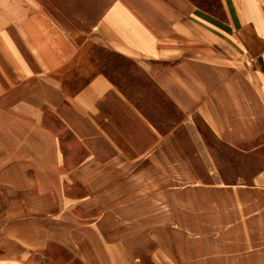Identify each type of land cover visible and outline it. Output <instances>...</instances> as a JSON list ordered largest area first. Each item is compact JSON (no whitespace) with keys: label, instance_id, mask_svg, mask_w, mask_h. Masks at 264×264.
I'll return each mask as SVG.
<instances>
[{"label":"rangeland","instance_id":"obj_1","mask_svg":"<svg viewBox=\"0 0 264 264\" xmlns=\"http://www.w3.org/2000/svg\"><path fill=\"white\" fill-rule=\"evenodd\" d=\"M116 1H10L35 17L33 25L12 34L18 49L11 50L6 17L0 15V264H117L119 252L121 264H231L210 257L211 250L218 251L214 217L221 216L212 201L224 199L227 184L246 181L262 164L264 128L252 144L228 146L203 119L196 100L205 97L196 90L227 85L248 90L240 55L221 44L216 50L187 44L180 56L151 67L152 58L129 55L105 27V12ZM126 2L161 28L170 12L181 18L199 9L224 19L219 0ZM5 12L6 0H0V13ZM50 26L64 42L60 56L68 42L77 55L62 67L63 94L100 73L113 86L101 106L106 121L90 144H76L66 131L55 130L51 114L40 119L14 102L20 82L9 73L10 65L18 68L12 57L20 54L33 69L40 51L35 41L40 32L43 41L50 40ZM41 52L49 62L50 51ZM214 56L218 65L209 59ZM35 83L27 74L20 85L30 93ZM251 110L264 120L256 105ZM225 111L218 107L224 124ZM46 128L70 142L60 145L72 158L65 162L71 169L65 176L53 161L23 159L43 157ZM40 227L44 231L37 234ZM24 236L26 247L19 243ZM32 243L43 248L36 251Z\"/></svg>","mask_w":264,"mask_h":264},{"label":"crops","instance_id":"obj_2","mask_svg":"<svg viewBox=\"0 0 264 264\" xmlns=\"http://www.w3.org/2000/svg\"><path fill=\"white\" fill-rule=\"evenodd\" d=\"M10 1L14 2V0H6V12L0 15L6 17L4 21L6 48L11 50L18 49L12 34L20 32L25 28L24 25H33L35 17L34 14H26L22 5L12 6L8 3ZM219 2L223 11L222 20L199 9L188 17L181 18L174 17V13L171 14L168 10L170 13L164 19L166 26L161 28L155 26L154 17H146L142 9L134 6V3L117 0L105 12L102 21L116 41L120 42V47L129 55L152 58L151 67H158L157 61L160 59L180 56L181 48H186L187 44L194 45L198 49L211 50L218 49L221 44L233 53L237 51L245 71L244 79L250 88L240 91L227 85L226 88H211L204 91L197 89L196 93L205 99L196 101L198 110L217 139L224 141L228 146L239 147L247 143L252 144L258 130L264 128V120L260 122L256 115L252 116L251 110V106L256 105L264 119V0H219ZM50 31H54L50 40L43 41L40 32L39 40L35 41L34 47H38L40 51L33 58V69L28 67L30 65L27 58L13 54L12 58L16 63L18 62L16 69L21 74H25L21 78L17 72H14L17 71L13 67L15 65L12 69L10 65L9 73L14 76L12 80L20 82L18 99L14 102H17L21 110H25L26 113L40 114V119L45 113L51 114L56 119L55 130L66 131L76 144H90L96 139V135L106 121L101 106L112 94L113 86L110 80L100 73L92 76L73 93L63 94L62 67L73 64L77 55L68 42L65 45L67 50L64 52L65 57L63 53L60 56L59 43L63 45L64 42L60 40V36L52 26ZM42 49L50 51L49 62L43 59ZM209 59L212 64L218 65V57ZM156 70L154 69L151 75H156L158 72ZM27 74L36 80L34 91L30 93L24 91L25 88L20 85L21 81L26 80ZM43 78L50 82L44 84ZM50 96L56 99L54 98L53 101ZM218 107L226 108V124L219 117ZM46 132L50 137L46 142L48 149L43 157L27 154L23 159L43 158L53 161L54 167L61 169V174L65 176L71 171L70 167L66 168L68 165L65 162L72 158L69 153L61 150L60 145L70 142L60 138L57 133L50 132L48 128ZM260 146L264 147V139ZM248 176L249 179L246 181L227 184L224 188L225 196H221L224 199L212 201V208L216 206L218 213L221 211V216L214 217L215 222H213V225L216 223L219 227L215 230L218 236L216 242L218 251L211 250L212 259L218 257L231 264H264V153H262V164ZM41 231H44L43 227L36 229L37 234ZM23 238L19 239V243L26 247L28 242L25 236ZM31 246H34L33 249L36 251L43 248V245L34 243ZM106 252L107 249L104 248V255ZM238 257L241 260H237ZM120 258L119 252L118 260L117 257L115 260L117 264L122 263Z\"/></svg>","mask_w":264,"mask_h":264}]
</instances>
